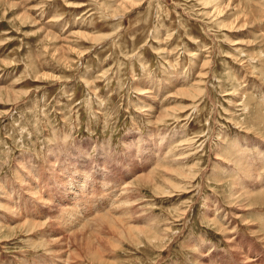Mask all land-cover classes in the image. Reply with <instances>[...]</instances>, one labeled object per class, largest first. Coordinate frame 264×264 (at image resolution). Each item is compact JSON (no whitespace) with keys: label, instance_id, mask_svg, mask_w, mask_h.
Here are the masks:
<instances>
[{"label":"rangeland","instance_id":"rangeland-1","mask_svg":"<svg viewBox=\"0 0 264 264\" xmlns=\"http://www.w3.org/2000/svg\"><path fill=\"white\" fill-rule=\"evenodd\" d=\"M209 2L0 0V264H264V0Z\"/></svg>","mask_w":264,"mask_h":264},{"label":"bare ground","instance_id":"bare-ground-1","mask_svg":"<svg viewBox=\"0 0 264 264\" xmlns=\"http://www.w3.org/2000/svg\"><path fill=\"white\" fill-rule=\"evenodd\" d=\"M205 1H207V0H205ZM215 1L217 2L218 0H210L209 3H214ZM131 2H132V1H131ZM137 3H138V2H137ZM147 94H148V93H147ZM150 111H151V110H150ZM155 117H156V116H155ZM158 118H159V117H158ZM150 123H151V122H150ZM234 164H235V163H234ZM146 183H147V182H146ZM150 184H151V183H150ZM124 188H125V187H124ZM84 190H85V189H84ZM26 192H27V191H26ZM71 193L74 194V192H71ZM78 193H79V192H78ZM78 193H75V194H76V195H75V198H76L77 195H79ZM122 193H123V192H122ZM100 194H101V193H100ZM33 195H34V194H33V192H32V196H33ZM106 195H107V194H106ZM123 195H124V194H123ZM71 196H72V195H69V197H71ZM97 196H98V194H97ZM104 196H105V194H104ZM64 197H65V196H64ZM88 197H89V196H88ZM101 198H102V197H101ZM120 198H121V197H120ZM83 199H84V198H83ZM109 199H110V198H109ZM106 200H107V199H106ZM83 201H84V200H83ZM104 201H105V200H104ZM107 201H108V200H107ZM47 202H48V201H47ZM74 202H75V201H74ZM48 203H49V202H48ZM45 204H46V203H45ZM45 204H44V205H45ZM88 204H89V203H88ZM102 204H103V203H102ZM115 206H117V205H115ZM66 207H67V206H66ZM118 207H119V206H118ZM115 208L117 209V207H115ZM67 209L70 210V211H68V212H70V213L66 212V213L63 214V218L67 217V219H62V218H61L63 221L65 220V222H69L68 220H70V218H72V216H74L73 213H72V211L74 210V208L69 206ZM17 215H18V214H17ZM9 216H10V215H9ZM14 216H15V215H14ZM99 216H100V215H99ZM10 217H11V216H10ZM16 217H17V216H16ZM102 217H103V216H102ZM103 218H106V216L103 217ZM14 219H15V218H14ZM61 219H60V220H61ZM96 219H97V218H96ZM99 219L101 220V217H99ZM24 220H25V219H24ZM32 220H33V219H32ZM102 220H103V219H102ZM34 221H35V220H34ZM36 221H37V220H36ZM63 221H62V222H63ZM83 221H84V220H83ZM94 221H95V220H94ZM96 221H99V220H96ZM26 222H27V221H26ZM37 222H38V221H37ZM75 222H76V221H75ZM81 222H82V221H81ZM46 223H47V222H46ZM32 224H33V223H32ZM58 224H59V223H58ZM63 224H64V223H63ZM81 224H82V223H81ZM85 224H86V223H85ZM26 225H27V224H26ZM28 225H29V224H28ZM34 225H35V223H34ZM37 225H38V224H37ZM44 225H45V224H44ZM29 226H31V225H29ZM82 226H84V225H82ZM82 226H81V227H82ZM0 227H1V226H0ZM41 227H42V226H41ZM41 227H40V228H41ZM86 227H87V226H86ZM10 228H11V227H10ZM78 230H79V229H78ZM78 230H77V231H78ZM75 231H76V230H75ZM229 232H230V231H229ZM231 233H232V232H231ZM71 234H72V233H71ZM71 234H70V235H71ZM73 234H74V233H73ZM81 234H82V232H81ZM117 234H118V233H117ZM77 235H78V234H77ZM72 236H73V235H72ZM75 236H76V235H75ZM75 238H76V237H75ZM53 239H54V238H53ZM59 239H60V238H58V240H59ZM82 239H83V238H82ZM86 239H87V238H86ZM52 241H53V240H52ZM82 241H83V240H82ZM85 241H86V240H85ZM85 241H84V242H85ZM53 242H54V241H53ZM86 243H87V241H86ZM51 244H52V243H51ZM55 244H57V243H55ZM87 245H89V244H86V246H87ZM57 246H58V245H57ZM82 248H83V247H82ZM86 249H87V248H86ZM55 251H56V250H55ZM78 251H79V250H78ZM63 254H64V253H63ZM65 254H66V253H65ZM65 254H64V255H65ZM71 254H72V253H71ZM64 255H63V256H64ZM78 255H79V254H78ZM57 257H58V256H57ZM59 258H60V256H59ZM62 259H64V258H62ZM54 260H55V259H54ZM248 260H249V259L247 258V261H248ZM251 261H252V260H251ZM61 262H62V261H61ZM248 262H249V261H248Z\"/></svg>","mask_w":264,"mask_h":264}]
</instances>
